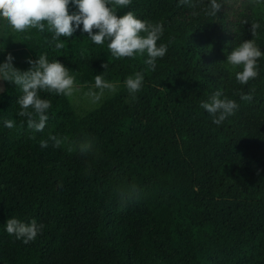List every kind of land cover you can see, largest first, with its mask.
<instances>
[{
	"label": "trees",
	"instance_id": "1",
	"mask_svg": "<svg viewBox=\"0 0 264 264\" xmlns=\"http://www.w3.org/2000/svg\"><path fill=\"white\" fill-rule=\"evenodd\" d=\"M217 2L216 15L207 14L210 0H193L195 8L131 0L117 9L162 23L157 43L168 50L155 71L146 53L114 58L107 41L96 45L80 30L60 37L59 50L47 29L19 32L30 60L47 54L77 86L95 88L102 74L117 90L85 113L68 96L40 92L51 102L41 132L18 115V87L0 92V264H264V56L243 85L235 79L242 69L226 62L251 38L264 53V0ZM136 72L144 79L133 97L124 81ZM216 90L238 104L220 125L199 107ZM49 136L67 140L42 149ZM85 139L94 145L87 156L76 148ZM122 185L136 186L123 201ZM10 218L44 228L25 244L7 233Z\"/></svg>",
	"mask_w": 264,
	"mask_h": 264
},
{
	"label": "clouds",
	"instance_id": "2",
	"mask_svg": "<svg viewBox=\"0 0 264 264\" xmlns=\"http://www.w3.org/2000/svg\"><path fill=\"white\" fill-rule=\"evenodd\" d=\"M130 3L131 0H0V20L12 30L21 33L29 29H37L43 33L47 29L52 33L50 43L55 42V48L58 50L65 47L64 43L56 42L60 37L71 38L80 30L87 33L88 39L96 45H102L107 41L108 50L114 58H134L135 55L146 53L147 59L144 63L149 70L155 71L157 59L163 58L168 50L167 44L157 43L163 35V25L161 22L137 19L131 11L118 17L117 9L127 7ZM70 4L76 9L71 13ZM180 4L189 8L196 7L193 0H180ZM209 7L211 10L207 14L216 15L221 9V4L217 0H210ZM244 23L247 24V21ZM260 27L259 23L251 24V37H258L257 30ZM262 56L264 53L257 45L256 39L251 38L232 49L227 55L226 62L233 70L242 69L235 72V79L243 85L257 78L259 74L257 62ZM13 61L14 57L9 53L4 62L0 63V80L14 84L20 89L22 94L17 100L20 107L18 115L27 118L29 129L41 132L49 119L46 113L51 108V102L42 99L39 93L72 96L79 90L75 77L57 60L49 62L47 54H41L35 60H28L30 67L26 71L16 69ZM107 67V63L102 65L104 70ZM143 79L141 72H136L125 79L124 85L130 96L134 97L141 90ZM94 87L98 91L89 90L86 93L94 100H99L105 90L109 92L117 90V84L106 81L102 74L94 77ZM240 99L250 102L253 97L250 94H240ZM199 107L212 117L214 124L220 125L235 114L238 104L227 98L221 90H216L207 100L201 101ZM4 126L11 129L15 126L14 121L7 120ZM49 140L53 142L54 147H60L67 138L49 136L48 140L39 142L40 147L47 148ZM76 148L85 156L94 152L92 141L87 139L81 141ZM68 150L72 151L73 148L69 147ZM117 191L123 201L135 193L136 186L122 185ZM5 226L8 234L14 235L25 244L33 241L44 228V225L37 224L34 219L24 223L16 218L8 219Z\"/></svg>",
	"mask_w": 264,
	"mask_h": 264
},
{
	"label": "rangeland",
	"instance_id": "3",
	"mask_svg": "<svg viewBox=\"0 0 264 264\" xmlns=\"http://www.w3.org/2000/svg\"><path fill=\"white\" fill-rule=\"evenodd\" d=\"M208 2V0H203ZM19 32L12 30L10 27L0 20V63H3L5 57L10 53L14 57L13 66L20 71H26L30 65L27 63L30 60L26 53V49L23 46V41L19 38ZM10 83L0 80V92L4 91ZM79 89L75 91L72 96H68L70 102L78 109L79 112L85 113L94 108L99 100H94L92 97L86 95L89 90L98 91L95 88H86L77 86ZM109 91L105 90L104 95ZM101 96V97H103ZM261 127V126H260ZM71 243L77 245L75 238L72 239ZM62 261L65 262V257H62ZM86 263V262H85ZM83 263V264H85ZM74 264H81L76 262Z\"/></svg>",
	"mask_w": 264,
	"mask_h": 264
}]
</instances>
